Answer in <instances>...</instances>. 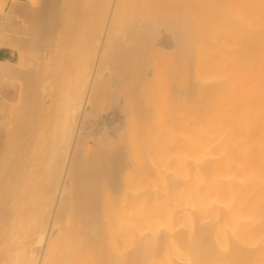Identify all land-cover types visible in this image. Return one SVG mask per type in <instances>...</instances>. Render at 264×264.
Segmentation results:
<instances>
[{
	"label": "bare ground",
	"instance_id": "6f19581e",
	"mask_svg": "<svg viewBox=\"0 0 264 264\" xmlns=\"http://www.w3.org/2000/svg\"><path fill=\"white\" fill-rule=\"evenodd\" d=\"M0 18L2 85L31 87L0 109V264H264V0Z\"/></svg>",
	"mask_w": 264,
	"mask_h": 264
},
{
	"label": "rangeland",
	"instance_id": "374dc122",
	"mask_svg": "<svg viewBox=\"0 0 264 264\" xmlns=\"http://www.w3.org/2000/svg\"><path fill=\"white\" fill-rule=\"evenodd\" d=\"M0 3H1V0H0ZM1 22H2V23H1ZM17 24H18V23H17L16 21H13L12 23L7 24L6 21H5L4 19L1 20V18H0V31H1V30H7V31L10 32L12 29H13L12 31H14V30H16V27H17V28L20 27V26H18ZM20 24H21V23H20ZM10 25H11V26H10ZM2 26H4L3 29H1ZM7 28H8V29H7ZM12 31H11V32H12ZM11 32H10L9 34H11ZM12 34H13V33H12ZM0 48L4 49V50L8 53L9 57L12 59V61L14 62V64H16V63L19 62V59H20L21 56H20V52H19L18 50H15L14 48L7 47V46H5V47H0ZM23 52H24V51H23ZM25 52H28V53H25L26 55L28 54L27 56H29V54L32 55V56H31V55L29 56V57H30V61H29V63L32 64V62H33L34 65H35L34 68H35L36 70H37L38 68H39V69L41 68L40 70H43L42 68H45L44 70H47V68H49V66H51V64L49 65V63H50V62L53 63L52 61L55 60V59L53 60V58H54V57H53V58H52V61H51V59H50L49 62H47V61H45V59L41 58V57H40V56H41L40 54L43 55L44 50H42V52H39V53H38V52H34V53H33L32 51H30V52H29V51H25ZM35 53H37L38 55L35 54ZM34 55H36V56H34ZM39 55H40V56H39ZM35 57H37V60H36V61H34V58H35ZM42 57H43V56H42ZM40 60H41L43 63H45L46 65H44L43 63H41ZM38 61H39L40 63H39ZM54 62H55V61H54ZM39 64H40V65H39ZM41 64H42L44 67L41 66ZM54 64H56V63H54ZM54 64H53V65H54ZM28 65H29V64H28ZM47 66H48V67H47ZM54 66H55V65H54ZM51 67H52V66H51ZM39 69H38V70H39ZM50 69H51V68H49L48 71H49ZM54 69H55V68H54ZM48 71H46V72L48 73ZM50 72L52 73L53 70H50ZM50 72H49V74H50ZM53 73H54V72H53ZM53 73H52V74H53ZM56 73H58V72H56ZM60 73H61V72H60ZM60 73H58V74L60 75ZM61 74H62V73H61ZM67 75H68V76H67ZM66 76L69 78V76H70L69 73H67ZM65 78H66V77H65ZM12 82H13V86H15V88L17 89V91L20 90V85H21L22 90H25V92H26V90H27L28 93L31 92V91H30V90H31V87L28 88L29 90L27 89V87H29L28 85H25V86H24L20 81H18V82H17V81H12ZM22 85H23V86H22ZM39 85H41V84H39ZM26 86H27V87H26ZM27 92H26V93H27ZM51 92H53V91H51ZM49 93H50V92H49ZM53 94H54V93H53ZM59 94H60V92H59ZM53 96H54V95H53ZM52 98H53V97H52ZM14 107H18V105L15 104ZM1 108H2V107H0V109H1ZM19 108H20V107H19ZM17 109H18V108H17ZM20 109H21V110H20ZM20 109H18L19 112L21 111V115H20L19 117H21V118H26L27 115L24 117L25 114H22V113H25V112H24L25 109H23V107L20 108ZM25 122H27V121H25ZM8 123H12V122H8ZM8 123H4V124H5V127H3V125H4L3 123H0V127H3L2 130L0 129V135H2L3 130L5 131L6 126L8 125ZM10 125H12V124H10ZM8 129H10V126L8 127ZM1 132H2V133H1ZM32 134H33V133H32ZM33 135H34V134H33ZM33 135H32V136H33ZM0 138H1V137H0ZM0 140H1V139H0ZM132 183H134V182H132ZM132 183H131V184H132ZM136 186H138V185H136ZM136 186L133 184V185H132L133 189L136 190V191H137V190L140 191V190H141V187H140V186L136 187ZM128 202L130 203L131 201H128ZM131 203H132V202H131Z\"/></svg>",
	"mask_w": 264,
	"mask_h": 264
},
{
	"label": "crops",
	"instance_id": "0c3cea01",
	"mask_svg": "<svg viewBox=\"0 0 264 264\" xmlns=\"http://www.w3.org/2000/svg\"><path fill=\"white\" fill-rule=\"evenodd\" d=\"M7 61H9L10 63L12 62V64H14V62L12 61V59L9 57L8 53L4 49L0 48V63L7 62ZM10 88L12 89V91H11ZM21 92H22L21 85H20V90L17 91V89L15 88V86L10 85L7 82H4V84L2 85V80H1V77H0V107L3 106V103L6 100H11L13 98H18L19 95L21 94ZM5 97H7V98H5Z\"/></svg>",
	"mask_w": 264,
	"mask_h": 264
}]
</instances>
